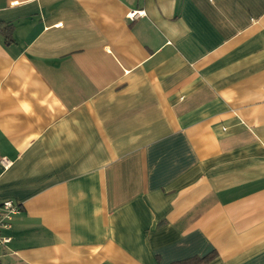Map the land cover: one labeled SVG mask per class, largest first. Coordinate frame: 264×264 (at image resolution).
Here are the masks:
<instances>
[{
	"label": "crops",
	"instance_id": "1",
	"mask_svg": "<svg viewBox=\"0 0 264 264\" xmlns=\"http://www.w3.org/2000/svg\"><path fill=\"white\" fill-rule=\"evenodd\" d=\"M0 21L21 208L0 264H264V0H0Z\"/></svg>",
	"mask_w": 264,
	"mask_h": 264
},
{
	"label": "built area",
	"instance_id": "2",
	"mask_svg": "<svg viewBox=\"0 0 264 264\" xmlns=\"http://www.w3.org/2000/svg\"><path fill=\"white\" fill-rule=\"evenodd\" d=\"M126 16L130 20H134L143 17L144 11H131ZM0 164L6 168L10 163L7 159L3 158L0 160ZM20 211L21 208L17 203L9 200L0 202V246H5L10 242V238L4 236L3 232L10 229L12 220Z\"/></svg>",
	"mask_w": 264,
	"mask_h": 264
},
{
	"label": "trees",
	"instance_id": "3",
	"mask_svg": "<svg viewBox=\"0 0 264 264\" xmlns=\"http://www.w3.org/2000/svg\"><path fill=\"white\" fill-rule=\"evenodd\" d=\"M0 34L4 36V40L8 43L12 41L11 38V27L8 23L0 21ZM216 258L215 253H209L203 257L194 256L173 264H209Z\"/></svg>",
	"mask_w": 264,
	"mask_h": 264
}]
</instances>
